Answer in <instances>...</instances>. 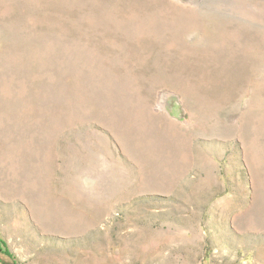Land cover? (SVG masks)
Masks as SVG:
<instances>
[{
    "label": "rangeland",
    "instance_id": "rangeland-1",
    "mask_svg": "<svg viewBox=\"0 0 264 264\" xmlns=\"http://www.w3.org/2000/svg\"><path fill=\"white\" fill-rule=\"evenodd\" d=\"M0 264H264V0H0Z\"/></svg>",
    "mask_w": 264,
    "mask_h": 264
}]
</instances>
